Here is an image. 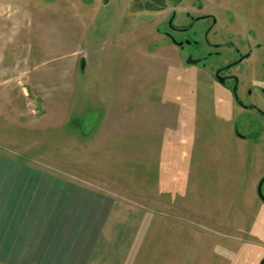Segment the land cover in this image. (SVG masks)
I'll return each instance as SVG.
<instances>
[{"label": "rangeland", "instance_id": "obj_1", "mask_svg": "<svg viewBox=\"0 0 264 264\" xmlns=\"http://www.w3.org/2000/svg\"><path fill=\"white\" fill-rule=\"evenodd\" d=\"M190 2L0 0V171L11 162L144 209L147 239L127 264H264V136H236L262 122L162 34ZM201 5L224 8L211 43L254 51L246 98L264 86V0ZM246 101L264 110L259 91Z\"/></svg>", "mask_w": 264, "mask_h": 264}, {"label": "crops", "instance_id": "obj_2", "mask_svg": "<svg viewBox=\"0 0 264 264\" xmlns=\"http://www.w3.org/2000/svg\"><path fill=\"white\" fill-rule=\"evenodd\" d=\"M5 164L0 171V262L127 264L137 242L144 245L141 230L149 222L139 206L55 174L27 167L11 171V162Z\"/></svg>", "mask_w": 264, "mask_h": 264}, {"label": "flooded vegetation", "instance_id": "obj_3", "mask_svg": "<svg viewBox=\"0 0 264 264\" xmlns=\"http://www.w3.org/2000/svg\"><path fill=\"white\" fill-rule=\"evenodd\" d=\"M190 1L189 10L184 11L183 14L185 20L184 26L177 27L173 24L175 12H172L166 23L167 31L164 30L162 34L172 43V46L176 47L178 50L187 51V58L191 57L192 60H198V63L194 66H198L200 69H205L206 67H209V65L214 66L213 77L216 82L221 85H225L226 83L231 84V94L240 111L246 112V114L254 113L262 122V129L259 127L260 130L258 129L259 131L257 133H246V135L236 136L240 139H252L258 141L261 136H264V110L258 105L247 102L246 98H250L254 91H259L264 94V86L256 85L255 88L249 86L246 90L247 97L245 98L242 91L245 85L240 79V76L245 70L244 63H247L253 55L255 56V54L251 52L253 50L249 47L250 44L248 42H244L246 48H248L246 52H241L240 48H243L241 44H233L232 42H228L224 45L211 43L209 37L214 35L215 31L219 34L218 24L220 23L218 17L213 13V10L218 11L220 8H224L217 5L212 9V7L206 5L208 9L203 10L201 5L202 0ZM207 1L208 0H205V4H207ZM222 14L227 15L231 19L233 18V13H227L225 10ZM205 21H208L209 24L204 28L202 24ZM216 27L218 30H215ZM176 36H179V40H177ZM172 39H174L175 42H173ZM178 43H181V45H178ZM220 48H225L231 54H235V57L230 59L229 57L231 54L222 57L223 51L219 50ZM254 48L256 50L261 49L259 44H256ZM221 57L222 62L218 63L217 61ZM259 65L264 71V60L260 62ZM238 69V72H233V70ZM216 75L218 76V79L223 81V83L216 79Z\"/></svg>", "mask_w": 264, "mask_h": 264}, {"label": "water", "instance_id": "obj_4", "mask_svg": "<svg viewBox=\"0 0 264 264\" xmlns=\"http://www.w3.org/2000/svg\"><path fill=\"white\" fill-rule=\"evenodd\" d=\"M106 1V0H105ZM105 3V2H104ZM173 42H175L174 39H172ZM178 45H181V43H178ZM186 63L189 64V65H195L196 63H198V60H192L191 57H188L186 59ZM81 67H83V62H81ZM216 79L223 83L222 80L218 79V76L216 75ZM264 183V177L261 179V181L259 182L258 186H257V196L259 198V200L263 203L264 205V195L262 194V191H261V188H262V185Z\"/></svg>", "mask_w": 264, "mask_h": 264}]
</instances>
